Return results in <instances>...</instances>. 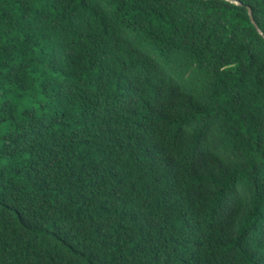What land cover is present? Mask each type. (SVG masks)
Segmentation results:
<instances>
[{
  "label": "trees",
  "instance_id": "trees-1",
  "mask_svg": "<svg viewBox=\"0 0 264 264\" xmlns=\"http://www.w3.org/2000/svg\"><path fill=\"white\" fill-rule=\"evenodd\" d=\"M237 1L0 0V264H264V0Z\"/></svg>",
  "mask_w": 264,
  "mask_h": 264
},
{
  "label": "rangeland",
  "instance_id": "rangeland-1",
  "mask_svg": "<svg viewBox=\"0 0 264 264\" xmlns=\"http://www.w3.org/2000/svg\"><path fill=\"white\" fill-rule=\"evenodd\" d=\"M3 90L2 88H0V103L4 100H6V97L3 95ZM9 99H11L12 101H15L16 103L19 104V108L20 110H24V109H28L33 107V103H31V100L29 99V97L23 96L21 99L18 97H14L13 95L8 96Z\"/></svg>",
  "mask_w": 264,
  "mask_h": 264
},
{
  "label": "water",
  "instance_id": "water-1",
  "mask_svg": "<svg viewBox=\"0 0 264 264\" xmlns=\"http://www.w3.org/2000/svg\"><path fill=\"white\" fill-rule=\"evenodd\" d=\"M225 1H228L230 3H233L235 5H242L239 1L237 0H225ZM248 13H249V17H250V20L252 21V23L255 25V27L257 28V30L263 35L264 37V32L263 30L257 25L254 17L252 16V13H251V10L248 8Z\"/></svg>",
  "mask_w": 264,
  "mask_h": 264
}]
</instances>
